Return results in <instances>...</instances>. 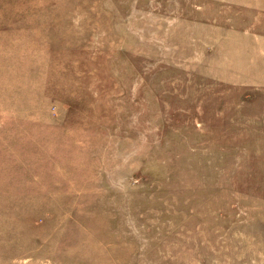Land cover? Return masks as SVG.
<instances>
[{"label":"rangeland","instance_id":"rangeland-1","mask_svg":"<svg viewBox=\"0 0 264 264\" xmlns=\"http://www.w3.org/2000/svg\"><path fill=\"white\" fill-rule=\"evenodd\" d=\"M0 264H264V0H0Z\"/></svg>","mask_w":264,"mask_h":264}]
</instances>
